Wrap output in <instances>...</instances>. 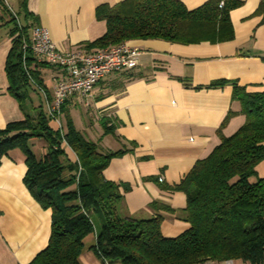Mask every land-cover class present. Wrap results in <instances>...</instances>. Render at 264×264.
Instances as JSON below:
<instances>
[{
    "label": "crops",
    "instance_id": "obj_1",
    "mask_svg": "<svg viewBox=\"0 0 264 264\" xmlns=\"http://www.w3.org/2000/svg\"><path fill=\"white\" fill-rule=\"evenodd\" d=\"M120 1L0 0V129L24 120L26 114L36 117L40 110L49 116L53 129H61L68 115L77 130L97 143L98 151L123 150L103 170L105 179L128 186L122 191L117 214L148 219L156 214L150 203L166 204L174 212L159 211L161 232L175 237L189 226L182 213L186 195L160 186L178 183L197 159L220 142V136L231 135L245 121L240 102L232 96L231 83L204 86L224 79L236 81L247 92H264V12L256 13L264 0H242L230 11L234 37L228 41H128L143 50L138 65L99 80L87 102L77 94L68 97L57 119L48 110L58 81L64 79L60 68L33 57L29 70L37 77L28 74L22 98L10 91L5 63L15 29L24 28L28 38L31 27L41 25L59 48L74 49L105 33L104 20L95 16L97 6ZM180 1L194 9L207 0ZM129 73L133 74L130 79ZM230 112L233 114L223 123ZM28 143L38 158L49 147L43 137H31ZM64 151L63 164L74 163V151L68 146ZM26 169L19 148L0 160V264H28L49 239L51 210L42 208L26 188ZM255 171L264 177V160L256 164ZM94 242V232L83 239L81 264H119L98 258L89 249ZM233 264L249 263L234 260Z\"/></svg>",
    "mask_w": 264,
    "mask_h": 264
},
{
    "label": "trees",
    "instance_id": "obj_2",
    "mask_svg": "<svg viewBox=\"0 0 264 264\" xmlns=\"http://www.w3.org/2000/svg\"><path fill=\"white\" fill-rule=\"evenodd\" d=\"M241 4L242 0H207L187 9L180 0H122L112 6L100 5L95 16L104 20L105 33L76 48L101 49L147 39L182 44L228 41L234 37L230 11ZM263 12L261 1L256 13ZM15 31L5 71L10 91L22 98L28 74L37 76L29 70L35 61L31 52L22 50L23 40H28L26 30ZM127 76L130 79L133 74ZM227 83L233 85L232 96L240 102L245 121L231 135L220 136V142L207 156L197 159L178 183L160 186L186 195L182 213L189 226L175 237L161 232L159 211L174 212L166 204L150 203L156 214L148 219L117 214L122 191L128 186L105 179L103 170L110 158L123 150L98 151L97 143L77 130L68 115L61 129L49 125L50 118L43 110L36 117L26 114L24 120L0 129V160L19 148L25 155L26 188L42 208L51 210L47 245L28 264H81L83 239L93 232L95 242L89 249L107 263L192 264L210 259L262 264L264 177L257 176L255 166L264 160V92H247L236 81L224 79L204 87ZM31 137L48 141L49 147L40 158L30 148ZM64 146L74 151V163L63 164ZM94 214L99 215L97 229Z\"/></svg>",
    "mask_w": 264,
    "mask_h": 264
},
{
    "label": "built area",
    "instance_id": "obj_3",
    "mask_svg": "<svg viewBox=\"0 0 264 264\" xmlns=\"http://www.w3.org/2000/svg\"><path fill=\"white\" fill-rule=\"evenodd\" d=\"M22 50H29L33 57L60 68L64 74V79L58 81L55 87L48 110L54 119L59 117L61 106L68 97L77 94L87 102L93 86L99 80L112 72L136 67L143 51L127 42L96 50L62 49L54 43L49 31L41 25L31 27L28 40L22 42ZM192 264H233V261L218 262L205 259Z\"/></svg>",
    "mask_w": 264,
    "mask_h": 264
},
{
    "label": "rangeland",
    "instance_id": "obj_4",
    "mask_svg": "<svg viewBox=\"0 0 264 264\" xmlns=\"http://www.w3.org/2000/svg\"><path fill=\"white\" fill-rule=\"evenodd\" d=\"M76 123H78V122H76ZM93 219H94L95 225L98 226V224H99V215L98 214H94Z\"/></svg>",
    "mask_w": 264,
    "mask_h": 264
}]
</instances>
